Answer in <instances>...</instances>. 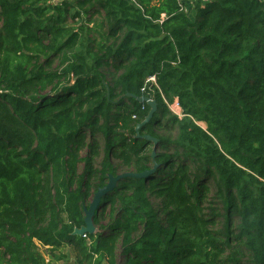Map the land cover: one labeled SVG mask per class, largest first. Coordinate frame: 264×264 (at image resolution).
I'll return each mask as SVG.
<instances>
[{"label": "trees", "instance_id": "1", "mask_svg": "<svg viewBox=\"0 0 264 264\" xmlns=\"http://www.w3.org/2000/svg\"><path fill=\"white\" fill-rule=\"evenodd\" d=\"M86 15L102 17L99 39L68 24ZM127 95L155 100L176 139L157 135V114L137 136L150 108ZM113 159L146 174L73 235ZM210 186L220 216L204 212ZM67 247L78 264H264V0H197L192 15L178 0H0V264Z\"/></svg>", "mask_w": 264, "mask_h": 264}, {"label": "rangeland", "instance_id": "2", "mask_svg": "<svg viewBox=\"0 0 264 264\" xmlns=\"http://www.w3.org/2000/svg\"><path fill=\"white\" fill-rule=\"evenodd\" d=\"M196 1L197 0H190L188 4L186 3L185 8H186V12H188L189 15H192L193 6H194ZM88 18H89V15L84 16V18L82 19V22L80 21L79 23L76 20L73 21V20H71V18H68V24L72 27H76L77 24H81L82 26H84V30H86V32L88 33L86 35L87 38L99 39L98 34L103 33L107 30V27H104L103 30H101V28H99V25L102 21V17L95 15L92 17V21L87 23ZM85 46L91 47V45H89L87 42H85ZM42 63H43V60H42ZM65 66H66V62H64V60L61 57H59L58 59L55 58L54 63L52 65L51 69L48 70V72H60ZM119 74L120 73H116L113 70H105L106 81L111 83L112 80L114 78H116ZM116 101H117V99H116ZM165 103H166V105H167V107L171 113V116L172 117L176 116L174 114L173 107H171L172 104L169 103L168 101ZM155 114L158 115V118L160 119V122L162 123V126H156L155 127V132L157 133L158 136L165 138V139H169L171 142H173L178 135V126L173 122V120L170 118V116L162 118L161 115H159V113L156 112ZM202 126H204V125H202ZM100 144L103 145V140L101 138H100ZM156 150H157V152H162V150H160V149H156ZM83 156H85V154H83ZM86 158L89 160V166L93 170H95V171L100 170L102 160H103L102 152H100V155H98V156L91 157V158L86 157ZM111 163H112L114 174H115L114 177H121L124 174L134 172V168L124 166L121 162H119L117 160L113 159L111 161ZM148 168L152 169L151 166H148ZM87 170H88V166L85 162H83L79 166V173H84ZM120 180H121V178L115 183L114 187H116L119 184ZM208 184L211 185L210 182ZM210 188H211V192L206 197V199L204 200V203H203L204 204L203 208L205 210L204 212H205V214L212 213V214H215L217 216H220L222 214V211H223L221 202L218 201L216 199V197H214V193H215L214 188L212 186H210ZM92 199H93V197H92ZM92 199L90 200V202L88 204L91 203ZM151 203L153 204L155 210H157L158 212H160L162 210L163 202L161 199L151 198ZM210 208H212L213 211H209ZM111 218H112V215L110 213L109 207H106L104 210V219L101 222L102 225L106 226L110 222ZM159 218L161 219V215H159ZM216 223H217L216 228H221L222 225L224 224V221L221 218H219V219H216ZM236 226H237L236 222H230V224H229V227L232 230H234L236 228ZM41 251H42V254L44 255V257L46 258V260L48 259L49 264H78L75 262V259H76L75 255H77L76 251L73 250L72 247L65 248V250H63L64 251L63 253L56 252L55 255H53V256L49 255L47 250L44 248H42ZM2 264H5V259H2Z\"/></svg>", "mask_w": 264, "mask_h": 264}, {"label": "water", "instance_id": "3", "mask_svg": "<svg viewBox=\"0 0 264 264\" xmlns=\"http://www.w3.org/2000/svg\"><path fill=\"white\" fill-rule=\"evenodd\" d=\"M127 97L130 98H134L135 100H137L140 104H146L149 106L150 110L149 113L147 115V117L145 118V120L141 123H139L136 127V132H137V136H138V130L141 126H143L144 124L148 123L151 118L153 117V115L156 113L157 111V103L155 100L150 99L149 97H135L132 95H127ZM143 140H147V141H151L154 143V149H153V155H154V151L156 148V143L157 140L154 138H151L148 135H144L142 136ZM146 173H141V174H136V173H127L124 174L121 177H114L112 175H109V181L106 183L105 186H103L102 188H98L97 191L94 193L93 199L91 201V203L89 204L88 209L84 210V223L85 225L79 229H76L73 232V235L75 236H83L84 234L88 233V234H93L96 231V227L93 224V218L94 216H96L97 212L99 211L100 207L99 204L101 202V199L103 197H105L108 193H110L115 187V183L121 178L124 177H137V178H141L145 175Z\"/></svg>", "mask_w": 264, "mask_h": 264}, {"label": "built area", "instance_id": "4", "mask_svg": "<svg viewBox=\"0 0 264 264\" xmlns=\"http://www.w3.org/2000/svg\"><path fill=\"white\" fill-rule=\"evenodd\" d=\"M130 1H131V2H135V0H130ZM189 1H190V0H178L179 4H180V6H181V8H182V10H183L184 12H186L185 5H186V3L188 4ZM201 1H204V0H201ZM150 80H151V81H154V78H150ZM171 104H172L171 107H173V109H174V114H175L178 118H182V112H181V109H180V107H179L178 101H177V100H174ZM41 250H42V248H41ZM45 261H46V263H47V262H48V259L46 260V258H45Z\"/></svg>", "mask_w": 264, "mask_h": 264}]
</instances>
